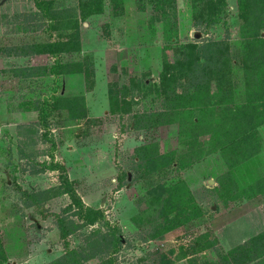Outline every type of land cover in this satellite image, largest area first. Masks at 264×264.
Instances as JSON below:
<instances>
[{"label": "rangeland", "instance_id": "1", "mask_svg": "<svg viewBox=\"0 0 264 264\" xmlns=\"http://www.w3.org/2000/svg\"><path fill=\"white\" fill-rule=\"evenodd\" d=\"M102 1V12L83 18L80 0H55L50 20L35 0H0V264H54L71 250L84 264H220L264 233V122L252 120L256 140L234 149L251 134L226 120L254 94L243 48L264 38V0H252L249 24L239 0L199 19L194 0ZM71 34L78 50L34 52ZM211 40L231 45L234 93L211 78L210 90L187 92L181 79L182 98L168 99L164 60L181 57L184 44ZM254 58L264 81L261 47ZM58 61L82 71L56 77L50 68ZM132 79L142 81L128 94L132 112L111 113L110 96L123 98ZM41 106L49 129L40 124ZM53 163L105 222L85 226L73 215ZM41 189L53 196L30 200ZM110 227L123 236L116 249L105 238Z\"/></svg>", "mask_w": 264, "mask_h": 264}, {"label": "trees", "instance_id": "2", "mask_svg": "<svg viewBox=\"0 0 264 264\" xmlns=\"http://www.w3.org/2000/svg\"><path fill=\"white\" fill-rule=\"evenodd\" d=\"M199 2L198 13L195 15V19L199 18H213L216 15L223 13L225 7L228 5L227 0H194ZM37 7L43 12V15L50 20H55L57 18V12L54 10L53 6L55 0H35ZM240 7V17L242 20L249 24L251 22V15L253 13L254 5L252 0H239ZM69 9V8H68ZM79 9L83 18L98 14L103 10L102 0H80ZM73 11V9H69ZM76 11V10H75ZM211 20V19H210ZM79 23H75V27L78 28ZM60 38L53 42L48 43L43 47V49L34 50L35 53H48L52 55H59L63 52H69L72 50H78L80 44L75 42L76 36L71 34L70 40H63ZM257 47H261L264 52V38H257L247 43V47L243 48V55L246 61V71L251 75L248 76L246 80V85L253 89L252 96L250 95V100H248L246 105L237 106V108H230L227 112L229 116L226 117L230 126L235 129H240L243 134L249 135L246 140L237 141L233 144V148L248 147V143H252V140H256L253 133H248L249 125L252 120L258 118L261 122H264V81L261 76V66L259 65V60L254 58L255 51ZM181 50L183 53L181 57L177 58L174 62L168 59L164 60L163 73L161 81V93L165 94L168 99L175 101L182 98V95H178V86L181 79L187 80V92H191L192 89H197L198 91L203 87H207L210 90L209 84H211V79L216 80L217 85L222 88L227 89V96L234 93V86L232 82V54L231 45L225 41L211 40L200 45L198 43H187L182 45ZM253 56V59H252ZM250 60V61H248ZM247 61L249 63H247ZM252 61V62H251ZM70 65L64 64L61 61L56 62L50 68V72L54 76H60L62 74L81 72V68L70 69ZM39 68V67H38ZM35 69V68H31ZM132 86L127 87L125 90V95L123 98L118 96H110V107L111 113L113 114H129L133 110L134 104L128 99L129 91L131 87L140 88L142 81L139 79L131 80ZM204 84H206L204 86ZM225 86V87H223ZM225 99H222L224 101ZM221 101V102H222ZM258 102H263V105L258 106ZM41 113L40 124L49 129L48 124V114L47 109L43 106L39 108ZM48 134L44 136L47 138ZM237 139H232L234 142ZM244 143V144H243ZM142 149H145L142 148ZM49 166V165H48ZM47 167V166H46ZM50 168L61 169L62 170V183L60 185L61 193L67 194L71 197L72 203L70 205V210L75 209L73 215L82 219L85 226L95 225L96 223L105 222L104 213L101 209H95L88 207L83 201L82 197L79 195L77 188L75 187V181L71 180L66 174V168L59 163H53ZM54 189H41L35 191L30 195V200H49L53 196ZM60 194V193H58ZM33 202V201H32ZM60 229L62 231V237H68L70 231L68 230V225L66 218H60ZM74 224V221H71ZM109 225V224H108ZM78 227V225L75 226ZM74 229V230H75ZM111 229V227H110ZM113 233L105 236L106 240L109 242L108 246H113L116 249L122 242L123 236L119 229H111ZM264 258V233H261L249 241L238 245L227 255L220 257V264H252L257 261H261ZM54 264H84L80 259L79 254L75 250L67 251L59 258H57Z\"/></svg>", "mask_w": 264, "mask_h": 264}]
</instances>
